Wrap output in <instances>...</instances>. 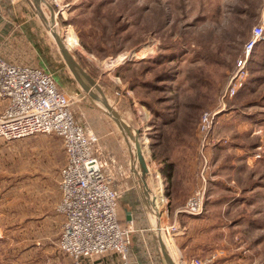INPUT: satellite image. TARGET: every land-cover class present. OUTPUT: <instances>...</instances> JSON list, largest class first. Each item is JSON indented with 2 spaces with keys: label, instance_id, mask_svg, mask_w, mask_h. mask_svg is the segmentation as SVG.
I'll return each instance as SVG.
<instances>
[{
  "label": "rangeland",
  "instance_id": "obj_1",
  "mask_svg": "<svg viewBox=\"0 0 264 264\" xmlns=\"http://www.w3.org/2000/svg\"><path fill=\"white\" fill-rule=\"evenodd\" d=\"M48 5L61 21L55 31L65 37L74 71L95 82L90 86L82 79L92 94L82 86L78 94L66 92L75 106L84 94L92 104L82 113L73 108L75 119L86 128L106 124L107 118L117 132L124 131L136 160L137 139L147 178L165 202L161 207V200L152 198L151 207L157 206V233L166 235L169 251L187 246L210 264H264V0H58L60 11ZM256 26H263V36L246 58L244 48ZM244 59L241 71L238 62ZM64 62L65 73L57 66L49 72L61 78L62 87V74L75 77ZM104 71L114 78L107 90ZM94 96L115 109L126 127L113 122ZM53 138L59 140L35 135L4 143L18 157L27 150L42 155ZM164 160L175 168L169 185L159 169ZM186 179L191 193L185 203L204 191L195 216L185 213V203L176 209L171 201L173 190L188 189L181 184ZM2 241L0 256L7 260L0 264H52L41 257L9 262V241Z\"/></svg>",
  "mask_w": 264,
  "mask_h": 264
},
{
  "label": "crops",
  "instance_id": "obj_2",
  "mask_svg": "<svg viewBox=\"0 0 264 264\" xmlns=\"http://www.w3.org/2000/svg\"><path fill=\"white\" fill-rule=\"evenodd\" d=\"M58 23H61L59 17L42 3L34 0H0V56L11 64L39 67L47 73L57 66L59 71L65 73L66 64L52 37V31L59 28ZM69 29L72 30L67 27L66 31ZM79 50L80 57L87 58L83 50ZM102 74L108 77L102 81L107 90L109 81L114 78L106 71ZM62 75L65 76V87L61 86L59 76H53L65 93L81 92L75 77ZM83 96L85 98L78 106L72 104V108L80 113L82 109L84 112L91 110L87 95ZM99 120L102 121V118L99 117ZM105 121L106 124L86 127L85 130L88 135L98 138L93 146V154L101 159L102 170L107 172L115 186L114 190L119 194V218L123 224L132 227L130 254L126 264H189L192 259L201 258L193 255L194 251H186L187 246H183L179 252L169 251L168 238L157 233V219L153 216L151 203H159L161 198L155 196L157 189L151 177L147 178L146 159L147 172H144L129 150L124 131L117 132L113 123L108 122L107 118ZM60 142V139L54 138L53 142H48L51 148L45 154H34L27 150L19 153L18 157L8 153L4 141H0V248L2 239H7L9 252L12 253L9 262H20L21 258L36 261L41 257L43 260H52V264L70 263L57 246L64 222L56 211L61 196L58 183L60 169L66 163L63 144ZM19 170L22 173L16 172ZM182 183L188 185L187 179ZM190 193L189 185L180 194L173 190V207H183V199ZM126 212L132 218L131 223L126 221ZM0 260L4 263L7 259L0 256ZM81 264H122V260L119 255L111 253L82 260Z\"/></svg>",
  "mask_w": 264,
  "mask_h": 264
},
{
  "label": "built area",
  "instance_id": "obj_3",
  "mask_svg": "<svg viewBox=\"0 0 264 264\" xmlns=\"http://www.w3.org/2000/svg\"><path fill=\"white\" fill-rule=\"evenodd\" d=\"M45 2L60 11L58 0ZM262 36L263 26H256L244 48L246 58ZM245 61L238 62L241 71ZM240 78L239 73L234 85ZM230 94H235L234 87ZM73 103L51 73L39 67L11 64L0 56V141H19L35 135H54L62 140L66 163L60 169L61 196L56 211L64 222L58 250L68 257L69 264L111 253L119 255L122 264H126L132 227L119 218L118 193L93 154L97 138L88 135L76 121ZM202 117L208 122L207 114ZM203 197V190L188 197L185 213H200ZM164 203L161 200L159 205ZM156 210L157 206L153 207L154 215ZM161 231L166 233L168 228ZM210 262V258H194L189 264Z\"/></svg>",
  "mask_w": 264,
  "mask_h": 264
},
{
  "label": "water",
  "instance_id": "obj_4",
  "mask_svg": "<svg viewBox=\"0 0 264 264\" xmlns=\"http://www.w3.org/2000/svg\"><path fill=\"white\" fill-rule=\"evenodd\" d=\"M34 1H36L37 3L44 4L45 6L48 7V9H50V11H52V9L50 8V6L44 0H34ZM52 13H54V12L52 11ZM52 37L54 38V42L57 44V47H58V49H59V51L61 53L62 58L64 59V61H66L67 65H68V67L70 69V71L75 76V78L78 81L79 85L82 86L83 90H85L88 93L92 94L90 88L84 85L82 79H84L85 81H87L90 86H95L94 80L92 78H90L82 70L79 71V74L81 76H79V75L76 74V72L74 71V66L76 64H75L74 60L71 59V56L69 55V53L67 51V48L65 46V43H63L64 40L61 39L58 36V34L56 33V31H52ZM95 98L97 100H100L101 103H102V105L105 106V108L108 111V113H109L111 119L113 120V122H116L120 128L126 127L124 124H122V122H121V120L119 118V115L115 111V109H113L111 106H109L102 98H97V97H95ZM127 130H128V128H127ZM134 143H135V149H136V153H137V160H138V162L140 164V167H141V169H143L144 172H147L146 165H145V162H144V158H143L142 154L139 151V146H138L139 143H138L137 139L134 140ZM125 218H126V221L128 223H131L132 218L130 217V214L128 212H126Z\"/></svg>",
  "mask_w": 264,
  "mask_h": 264
},
{
  "label": "trees",
  "instance_id": "obj_5",
  "mask_svg": "<svg viewBox=\"0 0 264 264\" xmlns=\"http://www.w3.org/2000/svg\"><path fill=\"white\" fill-rule=\"evenodd\" d=\"M159 169H160V172H161L163 179L166 182L165 185H169V183L173 181L174 174H175V172H174L175 168H174L173 164L169 161L164 160L161 162ZM172 190H173V188H172ZM168 196H171V193Z\"/></svg>",
  "mask_w": 264,
  "mask_h": 264
}]
</instances>
